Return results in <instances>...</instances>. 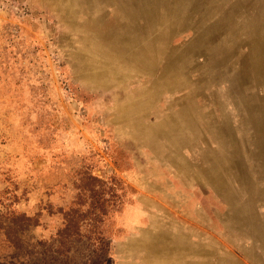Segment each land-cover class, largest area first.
<instances>
[{
    "label": "rangeland",
    "instance_id": "374dc122",
    "mask_svg": "<svg viewBox=\"0 0 264 264\" xmlns=\"http://www.w3.org/2000/svg\"><path fill=\"white\" fill-rule=\"evenodd\" d=\"M0 264H264V0H0Z\"/></svg>",
    "mask_w": 264,
    "mask_h": 264
},
{
    "label": "trees",
    "instance_id": "16d2710c",
    "mask_svg": "<svg viewBox=\"0 0 264 264\" xmlns=\"http://www.w3.org/2000/svg\"><path fill=\"white\" fill-rule=\"evenodd\" d=\"M90 178H91V177H90ZM66 226H67V228H69V226H70V223H69V224H67ZM61 234H62V232H61V233H59V236H61Z\"/></svg>",
    "mask_w": 264,
    "mask_h": 264
}]
</instances>
